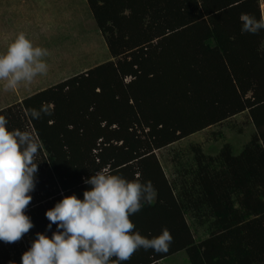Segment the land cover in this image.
<instances>
[{"label":"trees","instance_id":"trees-1","mask_svg":"<svg viewBox=\"0 0 264 264\" xmlns=\"http://www.w3.org/2000/svg\"><path fill=\"white\" fill-rule=\"evenodd\" d=\"M86 2L110 60L0 110L10 131L41 144L25 209L34 227L0 241V264H21L37 233L51 238L46 211L83 199L84 180L105 168L152 182L156 199L130 219L144 237L167 229L174 238L167 253L141 248L125 264L181 252L188 264H264V31L242 33L240 19H262L260 1ZM42 107L52 115L32 119ZM245 112L254 132L238 153L193 146L169 180L157 152Z\"/></svg>","mask_w":264,"mask_h":264},{"label":"clouds","instance_id":"clouds-1","mask_svg":"<svg viewBox=\"0 0 264 264\" xmlns=\"http://www.w3.org/2000/svg\"><path fill=\"white\" fill-rule=\"evenodd\" d=\"M242 33L256 35L264 31V19L242 14ZM46 48L35 46L20 33L0 53V82L4 91H14L21 84L30 85L49 66ZM29 115L39 120L52 115L47 107L32 109ZM9 121L0 115V241L14 243L22 239L34 224L25 214L32 201L38 173L37 157L41 144L27 131L9 130ZM91 187L83 193L65 196L46 211L48 230L56 225L51 238L36 234L21 264H125L141 248L167 253L173 236L165 229L151 239L135 231L130 219L146 203L156 199L151 181L128 180L107 168L84 180Z\"/></svg>","mask_w":264,"mask_h":264},{"label":"rangeland","instance_id":"rangeland-1","mask_svg":"<svg viewBox=\"0 0 264 264\" xmlns=\"http://www.w3.org/2000/svg\"><path fill=\"white\" fill-rule=\"evenodd\" d=\"M259 1L264 19V0ZM20 33L25 34L35 46L48 50L49 55L44 59L49 70L46 75L37 76L30 85L21 84L14 91H4L0 82V110L20 104L23 99L39 91L110 60L104 38L86 0H0V53L6 51ZM253 132L245 112L161 150L156 155L166 176L173 180V173L179 168L174 158L191 160L193 146H200L205 154L215 156L228 144L238 153ZM188 222L191 223L189 217ZM202 233L203 229L200 228L197 234L204 237ZM159 264H188V261L186 253L181 252Z\"/></svg>","mask_w":264,"mask_h":264}]
</instances>
